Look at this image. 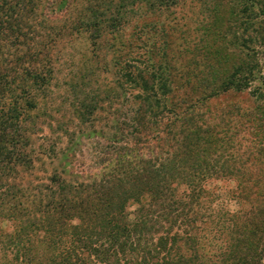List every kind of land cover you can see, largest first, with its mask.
<instances>
[{"label": "trees", "instance_id": "obj_1", "mask_svg": "<svg viewBox=\"0 0 264 264\" xmlns=\"http://www.w3.org/2000/svg\"><path fill=\"white\" fill-rule=\"evenodd\" d=\"M81 1L57 34L87 35L96 56L108 44L113 78L99 91L71 84L83 96H73L78 125L59 168L23 186L20 173L36 161L35 113L57 72L55 38L42 32L74 2L0 0V264H264V145L255 139L264 108L204 121V68L194 80L180 73L168 29L150 16L178 0ZM241 69L208 86L211 95L243 89ZM82 139H92L88 158L76 150Z\"/></svg>", "mask_w": 264, "mask_h": 264}, {"label": "rangeland", "instance_id": "obj_2", "mask_svg": "<svg viewBox=\"0 0 264 264\" xmlns=\"http://www.w3.org/2000/svg\"><path fill=\"white\" fill-rule=\"evenodd\" d=\"M75 1L78 0H69V3L75 4ZM74 4L64 10L63 14H58L56 20L55 17L49 21L42 32L44 42L55 38V43L49 44L53 48L57 72L48 92L46 108L35 113L38 115L39 127L33 135L34 142L30 149L36 161L31 170L20 173L18 182L23 186L48 182V178L59 168V158L65 151L74 127L78 125V120L73 116V96L76 91L83 96L80 87L74 91L71 84L79 81L80 84L86 83L88 91H99L113 78L109 71L112 55L108 44L105 43L96 56L87 35L72 40L57 34L58 29L75 16L77 4ZM135 10L136 15H149L144 8ZM150 16L159 26L163 23L168 29L170 57L181 68L180 73L189 71L190 78L194 80V68H204V103L198 104L196 108H202L207 124H223L218 116L230 111L241 114L256 110L257 115H262V110L257 108H264V0H178L168 10H160ZM136 21L132 20L131 24L125 25L120 34L129 37L132 24ZM154 36L151 32L144 33V44L149 45ZM233 65L242 67L237 77L250 76V80L244 82L246 85L241 90L232 88L211 95V86L224 79ZM185 90L184 87L182 92ZM182 92L179 90L178 95L182 96ZM104 106L110 108L109 102H105ZM99 116V126L106 128L110 123L109 109L101 111ZM259 124H262V128L255 139L264 145V123L261 121ZM66 128H69L68 134ZM81 142L76 150L78 153L81 150L88 158L93 154L92 139H82Z\"/></svg>", "mask_w": 264, "mask_h": 264}]
</instances>
